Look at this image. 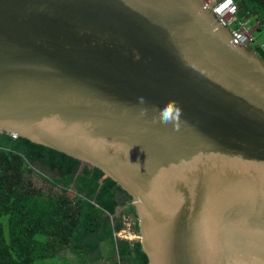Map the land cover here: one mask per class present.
I'll list each match as a JSON object with an SVG mask.
<instances>
[{
    "label": "water",
    "instance_id": "95a60500",
    "mask_svg": "<svg viewBox=\"0 0 264 264\" xmlns=\"http://www.w3.org/2000/svg\"><path fill=\"white\" fill-rule=\"evenodd\" d=\"M0 133L122 186L148 264H264V60L202 0H0Z\"/></svg>",
    "mask_w": 264,
    "mask_h": 264
},
{
    "label": "trees",
    "instance_id": "16d2710c",
    "mask_svg": "<svg viewBox=\"0 0 264 264\" xmlns=\"http://www.w3.org/2000/svg\"><path fill=\"white\" fill-rule=\"evenodd\" d=\"M236 2L239 18L258 20L264 36V0ZM261 46L256 52L264 60ZM36 167L48 171L52 190L31 179ZM103 176L59 150L0 133V264H96L104 253L107 264H148L139 241L115 237L136 212L123 187Z\"/></svg>",
    "mask_w": 264,
    "mask_h": 264
},
{
    "label": "built area",
    "instance_id": "2783aa9c",
    "mask_svg": "<svg viewBox=\"0 0 264 264\" xmlns=\"http://www.w3.org/2000/svg\"><path fill=\"white\" fill-rule=\"evenodd\" d=\"M207 6H209L213 12L220 17L234 32H236L243 41L251 47L255 52L257 50L255 39L253 37V30L249 29V25L251 23L250 19L241 20L239 18L240 8L236 0H202ZM217 9H222L221 11H217ZM264 50V46H261ZM14 139L17 138L16 135H11ZM127 231H123L121 233H115V237L119 239H126L128 241H132L131 238H128L125 235ZM140 237H138L139 239ZM139 241V240H138Z\"/></svg>",
    "mask_w": 264,
    "mask_h": 264
},
{
    "label": "rangeland",
    "instance_id": "374dc122",
    "mask_svg": "<svg viewBox=\"0 0 264 264\" xmlns=\"http://www.w3.org/2000/svg\"><path fill=\"white\" fill-rule=\"evenodd\" d=\"M253 20H251L252 23H250L249 29L254 31L253 37L255 39L256 45H258V44L260 45V43H264V36L259 32V30H257V28L259 27L258 20H256V19H253ZM35 169L37 170V172H35L33 175H31V179H33L34 183L37 186L44 187V189L46 191L52 190V184L49 182V180H47L43 176V175L47 176L48 171H46V170H44L42 168H39V167H36ZM56 191H59V190L57 189ZM123 221L125 223V228H126L125 231H127L125 233V235H127L128 238L132 239L131 242L138 241V237H140V233L137 232V229H136V226H137V223H138L137 215H135V216L134 215L125 216L123 218ZM119 233H121V232H119ZM66 256L74 258L73 253L69 252V251L66 252ZM63 260H65V259H63ZM108 260L109 259H108L107 253H104V261L103 262H97L96 264H107ZM40 264H45V263H40ZM48 264H50V263H48ZM62 264H63V262H62ZM73 264H78V263H77L76 260H74Z\"/></svg>",
    "mask_w": 264,
    "mask_h": 264
},
{
    "label": "clouds",
    "instance_id": "9594fccd",
    "mask_svg": "<svg viewBox=\"0 0 264 264\" xmlns=\"http://www.w3.org/2000/svg\"><path fill=\"white\" fill-rule=\"evenodd\" d=\"M222 9H217L221 11ZM141 103H143V98H141ZM159 118L164 123L175 122L180 118L181 109L176 106L174 101L168 102L162 109L158 110Z\"/></svg>",
    "mask_w": 264,
    "mask_h": 264
}]
</instances>
